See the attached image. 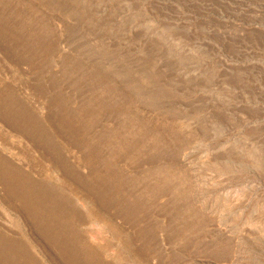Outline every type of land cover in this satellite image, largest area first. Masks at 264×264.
Returning a JSON list of instances; mask_svg holds the SVG:
<instances>
[{
    "label": "rangeland",
    "instance_id": "374dc122",
    "mask_svg": "<svg viewBox=\"0 0 264 264\" xmlns=\"http://www.w3.org/2000/svg\"><path fill=\"white\" fill-rule=\"evenodd\" d=\"M0 264H264V0H0Z\"/></svg>",
    "mask_w": 264,
    "mask_h": 264
}]
</instances>
